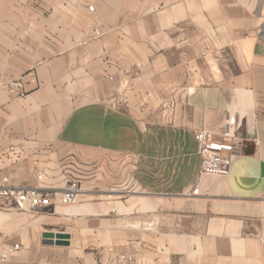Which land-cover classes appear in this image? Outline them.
I'll return each mask as SVG.
<instances>
[{
  "label": "crops",
  "instance_id": "obj_1",
  "mask_svg": "<svg viewBox=\"0 0 264 264\" xmlns=\"http://www.w3.org/2000/svg\"><path fill=\"white\" fill-rule=\"evenodd\" d=\"M19 77L0 178L49 203L0 197L20 247L0 264H264V0H0V81ZM228 116L229 172L202 175L195 132Z\"/></svg>",
  "mask_w": 264,
  "mask_h": 264
},
{
  "label": "built area",
  "instance_id": "obj_2",
  "mask_svg": "<svg viewBox=\"0 0 264 264\" xmlns=\"http://www.w3.org/2000/svg\"><path fill=\"white\" fill-rule=\"evenodd\" d=\"M89 9L92 10V8ZM0 88L10 95L18 97L25 95L24 81L21 77L0 82ZM238 129L236 117L228 116L221 134L208 131L195 132L198 154L200 156V174L215 176H226L228 174L236 154L235 142L237 141L236 134ZM38 178L40 179L41 175H38ZM8 184V178H0V197L11 199L19 211L33 210L47 206L49 203V196L38 188L19 191L9 187ZM80 192V186L76 182L68 181L61 193L62 201L67 205H72L77 202ZM192 194L196 195L197 190H194ZM19 249L20 247L17 244L0 247V263L5 262L11 254ZM118 264H133V261L131 257L122 255Z\"/></svg>",
  "mask_w": 264,
  "mask_h": 264
},
{
  "label": "water",
  "instance_id": "obj_3",
  "mask_svg": "<svg viewBox=\"0 0 264 264\" xmlns=\"http://www.w3.org/2000/svg\"><path fill=\"white\" fill-rule=\"evenodd\" d=\"M42 238H43L44 244H47V245H51V244L65 245V244H67V243H65V241H63L66 239V237L62 236V235L54 236L53 234H50V233H44ZM52 240H55V241H52Z\"/></svg>",
  "mask_w": 264,
  "mask_h": 264
},
{
  "label": "rangeland",
  "instance_id": "obj_4",
  "mask_svg": "<svg viewBox=\"0 0 264 264\" xmlns=\"http://www.w3.org/2000/svg\"><path fill=\"white\" fill-rule=\"evenodd\" d=\"M20 78V77H19ZM22 78V77H21ZM17 79V78H16ZM6 81V80H5ZM5 81H0L1 83L2 82H5ZM2 89V88H1ZM79 175V174H78ZM71 181H73V182H76L79 186H81V180H80V178L79 177H77L75 180H71ZM80 189H81V187H80ZM122 255H125V256H128V257H131L132 258V256L131 255H129V254H126V253H123V254H120L119 255V257H118V261H119V258L122 256ZM118 261H117V264H118ZM132 261H133V259H132Z\"/></svg>",
  "mask_w": 264,
  "mask_h": 264
}]
</instances>
